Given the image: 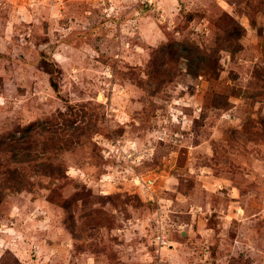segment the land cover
Instances as JSON below:
<instances>
[{
  "label": "rangeland",
  "instance_id": "1",
  "mask_svg": "<svg viewBox=\"0 0 264 264\" xmlns=\"http://www.w3.org/2000/svg\"><path fill=\"white\" fill-rule=\"evenodd\" d=\"M0 264H264V0H0Z\"/></svg>",
  "mask_w": 264,
  "mask_h": 264
},
{
  "label": "trees",
  "instance_id": "2",
  "mask_svg": "<svg viewBox=\"0 0 264 264\" xmlns=\"http://www.w3.org/2000/svg\"><path fill=\"white\" fill-rule=\"evenodd\" d=\"M229 16V15H228ZM230 21L226 24H222L223 35L221 38V49L232 48V46L244 35L245 29L239 25V23L229 16ZM159 56L155 59L154 66L158 69L161 65L162 58L167 56H177L181 51H186L188 53L187 57L190 62V72L197 74L203 66L208 67L213 70V73L217 75V68L219 64V50H213L211 53H207L206 50H202L196 43L188 44L186 42H174L169 45L163 46L159 49ZM153 74V73H152ZM152 77V75H151ZM154 77V75H153ZM28 130H24L27 132ZM15 143L11 141V144ZM21 149V148H20ZM15 151V157L18 156H28L25 150ZM21 152V153H20ZM31 158V157H28Z\"/></svg>",
  "mask_w": 264,
  "mask_h": 264
}]
</instances>
